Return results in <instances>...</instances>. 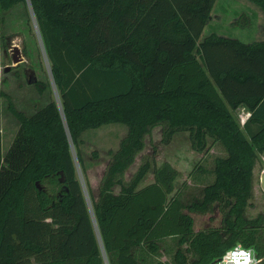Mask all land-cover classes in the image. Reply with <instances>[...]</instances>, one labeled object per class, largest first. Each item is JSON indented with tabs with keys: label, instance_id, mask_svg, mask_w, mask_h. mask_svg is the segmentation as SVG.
Returning <instances> with one entry per match:
<instances>
[{
	"label": "trees",
	"instance_id": "1",
	"mask_svg": "<svg viewBox=\"0 0 264 264\" xmlns=\"http://www.w3.org/2000/svg\"><path fill=\"white\" fill-rule=\"evenodd\" d=\"M216 1L0 0V48L4 12L23 6L51 73L35 85L56 91L26 114L0 86V109L8 98L20 122L5 154L0 130V264H214L238 243L264 257V214L246 215L264 153V39L203 36ZM251 1L264 13V0ZM116 122L128 130L96 198L81 135ZM159 125L165 142L187 129L196 149L209 138L223 145L201 196L170 195L178 170L169 162L150 183L141 186L149 159L124 181ZM216 207L221 224L195 229L192 213Z\"/></svg>",
	"mask_w": 264,
	"mask_h": 264
},
{
	"label": "rangeland",
	"instance_id": "2",
	"mask_svg": "<svg viewBox=\"0 0 264 264\" xmlns=\"http://www.w3.org/2000/svg\"><path fill=\"white\" fill-rule=\"evenodd\" d=\"M243 14L250 20L245 22L247 23L245 26ZM3 15L5 19L2 30L6 42L0 48V86L9 94L18 109L31 114L56 96L54 88H48L44 93H40L35 85L39 79L51 81L49 64L35 21L26 14L23 6L4 12ZM263 21V11L251 0H217L203 36L211 31H217L245 42L260 40L264 39ZM15 46H18V51ZM14 55L19 59L18 61H14ZM7 66H9L8 70H6ZM238 115L239 118L245 117L247 112L240 109ZM19 126V120L8 109V98L4 97L0 109L3 154L10 148ZM127 130L125 124L116 122L103 124L98 128H89L81 135L80 149L84 166L96 198L99 195L102 177L112 159L111 150L115 151L119 147ZM225 154L223 145L213 143L212 138L208 139L205 150L196 149L192 145L190 131L187 129L177 131L170 141L165 142L163 126L159 125L147 135L144 149L137 154L134 163L126 170L123 178L124 181H129L140 164L149 159L152 166L143 179L142 186L154 180L156 166L169 162L178 170L175 189L170 195L178 191L180 198L188 202L194 196L202 195L203 187L213 179L216 157ZM262 172H264V153L260 155L255 165L253 197L246 209L248 217L264 214V190L260 181ZM79 174L83 178L81 170ZM119 188L120 186L117 185L116 189ZM221 208L216 207L214 211L207 213L193 212L195 229L221 224L223 215ZM261 232L264 238V228ZM169 242L167 247L175 249L174 243ZM167 255L168 260L172 261V254L168 252ZM214 264H222V262Z\"/></svg>",
	"mask_w": 264,
	"mask_h": 264
},
{
	"label": "clouds",
	"instance_id": "3",
	"mask_svg": "<svg viewBox=\"0 0 264 264\" xmlns=\"http://www.w3.org/2000/svg\"><path fill=\"white\" fill-rule=\"evenodd\" d=\"M229 252L231 259L228 264H264V257L258 258L256 249L253 247L245 248L243 245L237 244Z\"/></svg>",
	"mask_w": 264,
	"mask_h": 264
},
{
	"label": "built area",
	"instance_id": "4",
	"mask_svg": "<svg viewBox=\"0 0 264 264\" xmlns=\"http://www.w3.org/2000/svg\"><path fill=\"white\" fill-rule=\"evenodd\" d=\"M240 118H242V122H244L245 121V117H243V116H241ZM238 244H241V243H238ZM237 245V244H236ZM235 245V246H236ZM242 245V244H241ZM235 246H233L232 248H234ZM244 246V245H243ZM245 248H247V247H252V246H244ZM232 248H230V249H232ZM254 248V247H253ZM229 249V250H230ZM229 250L227 251V255L225 254L224 255V257H222L221 258V262H222V264H228V261L231 259V254H230V252H229ZM219 262V261H218Z\"/></svg>",
	"mask_w": 264,
	"mask_h": 264
},
{
	"label": "water",
	"instance_id": "5",
	"mask_svg": "<svg viewBox=\"0 0 264 264\" xmlns=\"http://www.w3.org/2000/svg\"><path fill=\"white\" fill-rule=\"evenodd\" d=\"M36 28H37V24L35 25ZM15 49L18 51V46H15ZM19 59L17 58L16 55H14V61H18ZM9 69V66H7L6 70ZM62 180H64V178H62ZM261 187L263 188L264 190V172H262V175H261ZM219 261H221V259H219Z\"/></svg>",
	"mask_w": 264,
	"mask_h": 264
},
{
	"label": "crops",
	"instance_id": "6",
	"mask_svg": "<svg viewBox=\"0 0 264 264\" xmlns=\"http://www.w3.org/2000/svg\"><path fill=\"white\" fill-rule=\"evenodd\" d=\"M208 25V24H207ZM242 110H245L247 112V115L245 116V120L247 119V117L249 116V110H247L246 108L244 107H241ZM240 110V109H239Z\"/></svg>",
	"mask_w": 264,
	"mask_h": 264
}]
</instances>
